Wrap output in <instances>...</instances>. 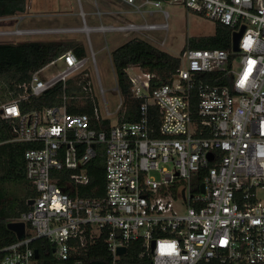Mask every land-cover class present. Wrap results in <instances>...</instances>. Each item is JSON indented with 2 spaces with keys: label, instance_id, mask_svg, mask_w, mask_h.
<instances>
[{
  "label": "built area",
  "instance_id": "obj_1",
  "mask_svg": "<svg viewBox=\"0 0 264 264\" xmlns=\"http://www.w3.org/2000/svg\"><path fill=\"white\" fill-rule=\"evenodd\" d=\"M104 1L163 21L100 24L92 31L150 35L151 42L153 34L166 32L156 41L163 46L168 4L229 28L232 47L186 45L171 81L153 88L154 74L129 66L133 97L141 100L134 122L120 121L126 106L118 85L120 103L114 112L108 108L90 42V55L68 50L34 73L18 98L0 104L12 142L35 145L24 153V171L37 193L29 210L12 221L24 222L26 235L0 249V264H40L32 248L38 239L51 247L50 264H85L98 246L107 259L101 264H125L134 243L153 264H264V0ZM77 4L85 21L81 0ZM94 4L98 19L110 14ZM81 29L17 26L1 29L0 41ZM240 32L235 51L233 37ZM92 61L102 105L99 97L89 99L91 114L69 113L66 96L61 107L21 109L22 101L58 84L65 90ZM58 62V73L43 74ZM92 84L83 89L92 91Z\"/></svg>",
  "mask_w": 264,
  "mask_h": 264
},
{
  "label": "trees",
  "instance_id": "obj_2",
  "mask_svg": "<svg viewBox=\"0 0 264 264\" xmlns=\"http://www.w3.org/2000/svg\"><path fill=\"white\" fill-rule=\"evenodd\" d=\"M27 0H0V18L13 17L26 12ZM187 46L196 49H224L232 47V31L220 24L215 25V32L210 36L190 37ZM73 50L77 56L86 55L83 45L75 40L24 41L19 43H0V87L3 92H12L13 98L23 94L20 87L31 81L32 75L57 59L60 55ZM111 61L117 77V85L125 98V111L120 121L134 122L137 120V108L140 99L133 97L131 83L126 75V69L135 65L144 71L155 75L151 82L152 88L171 81L181 65L179 57L159 49L150 42L133 37L111 52ZM87 79L69 80L66 89L58 84L39 97H30L22 101L20 106L24 112L41 110L48 107H61L64 97H67V111L72 114L92 113L93 103L86 99L83 87ZM2 92V91H0ZM84 99L85 104H79L75 97ZM111 121L103 123L108 126ZM11 123L0 118V249L16 242L17 236L7 225L29 210L28 200L37 196L35 188L26 180L24 171V153L34 148L32 143L12 142ZM103 155L100 154L97 165H101ZM101 178V177H99ZM12 184L21 185L23 200L10 196L7 187ZM40 264H50L48 259L51 247L45 239L32 243ZM105 249L100 246L91 248L84 257L85 264H101L106 259ZM143 249L139 243L132 244L124 257L125 264H151L152 259L141 257Z\"/></svg>",
  "mask_w": 264,
  "mask_h": 264
},
{
  "label": "rangeland",
  "instance_id": "obj_3",
  "mask_svg": "<svg viewBox=\"0 0 264 264\" xmlns=\"http://www.w3.org/2000/svg\"><path fill=\"white\" fill-rule=\"evenodd\" d=\"M95 2H98L99 7L104 12L110 11H124L125 18L118 20V24H123V21L129 19L133 23H144L147 22H161L163 19L161 17H149L145 15L144 17L138 14H130L131 9L123 4H114L104 0H81L83 11L85 12V19L87 23L85 24L84 19L79 15V6L77 0H27L26 12L23 14H18L12 17V20H3L0 18V30L8 29L12 30L15 27L21 28H63L70 27L73 25L75 28H84L86 25L90 28L95 27L94 25L99 24L100 20L94 14L90 12H95ZM165 7L171 14L169 20L170 30L167 33L166 44L161 46L157 45L156 41L163 39L166 36V32L161 34H153L155 36V41L151 42L148 37L150 35H139L140 38L150 42L159 49L171 54L172 56L179 57L182 55L183 49L186 48L187 41L190 37H201L210 36L215 32V24L205 17L197 16L192 12H187L182 6L168 5ZM71 12L74 15H71ZM68 13V14H67ZM123 15V16H124ZM18 16H24V19L20 22L15 18ZM104 23H107V15L102 18ZM99 26V25H98ZM81 32V34H64L57 36H44V35H31L26 37H17L13 40L14 43L24 42V41H52V40H75L85 47L86 55H90L89 41L92 46V51L94 52L96 67L99 72V76L102 85L105 89L106 103L110 111L114 112L116 107L120 103V99L117 94L114 93V89L117 87V77L111 61V52L123 45L125 42L131 39V35L127 33H89ZM86 35V36H85ZM11 42V43H13ZM0 43H6L1 42ZM106 46L108 49H105ZM63 68V63L58 62L56 65L49 66L43 74L51 75L59 72ZM86 73L75 76L70 79L77 82L78 79H87V82L92 80V91H83L86 93V99H92V97H99L100 103L102 105V99L99 96V89L96 80L95 73L93 72L94 64L93 61L86 68ZM88 74V75H86ZM93 74V76H92ZM0 104L7 103L13 98V93L3 92V88L0 87ZM76 101L79 104H85L84 99L76 96ZM90 101V100H89ZM24 188V187H23ZM23 188L21 185L12 184L7 187V192L10 196L17 197L19 200H23ZM259 197L264 200V191L259 193Z\"/></svg>",
  "mask_w": 264,
  "mask_h": 264
},
{
  "label": "water",
  "instance_id": "obj_4",
  "mask_svg": "<svg viewBox=\"0 0 264 264\" xmlns=\"http://www.w3.org/2000/svg\"><path fill=\"white\" fill-rule=\"evenodd\" d=\"M243 32L240 33H236L234 34L233 37V48L235 51L238 50V41L240 39V37L242 36ZM34 203L33 199L28 200V206H31ZM8 229L11 230L12 232H14L17 236V239H22L25 235H26V224L24 222H10L7 225ZM119 252L121 254H125L126 253V249L125 248H120ZM151 264H153L151 262Z\"/></svg>",
  "mask_w": 264,
  "mask_h": 264
},
{
  "label": "crops",
  "instance_id": "obj_5",
  "mask_svg": "<svg viewBox=\"0 0 264 264\" xmlns=\"http://www.w3.org/2000/svg\"><path fill=\"white\" fill-rule=\"evenodd\" d=\"M128 7V6H127ZM94 13V12H93ZM92 12H90V14L92 15L93 14ZM108 13H110V14H106L107 15V23H104L103 21H102V19H99L100 21V23L99 24H97V25H94L95 27L96 26H98V25H100V24H103V25H105V26H108V25H117L118 24V20H121V19H124L125 18V13H124V11H110V12H108ZM68 14V13H67ZM71 15H74V13L73 12H71ZM124 15V16H123ZM7 18H10V17H4V18H1V19H3V20H6ZM126 21H129V19H126V20H124L123 21V23L124 22H126ZM85 24L87 23V20L85 19ZM70 27H73V25L72 26H70ZM86 27L87 28H89L90 29V27H88L87 25H86ZM84 32V31H83ZM85 32H88V34H86V35H88V40H90L89 39V33H101V32H97V31H91V29H90V31H85ZM75 34H81V33H73V35L72 36H76ZM85 35V36H86ZM90 42V41H89Z\"/></svg>",
  "mask_w": 264,
  "mask_h": 264
},
{
  "label": "bare ground",
  "instance_id": "obj_6",
  "mask_svg": "<svg viewBox=\"0 0 264 264\" xmlns=\"http://www.w3.org/2000/svg\"><path fill=\"white\" fill-rule=\"evenodd\" d=\"M90 29H91V28H90ZM90 29L87 28V27H84V28L81 29V31H90ZM91 31H92V30H91Z\"/></svg>",
  "mask_w": 264,
  "mask_h": 264
}]
</instances>
